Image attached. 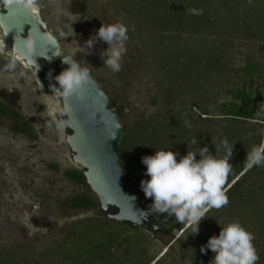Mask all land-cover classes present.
Returning <instances> with one entry per match:
<instances>
[{
  "label": "trees",
  "instance_id": "16d2710c",
  "mask_svg": "<svg viewBox=\"0 0 264 264\" xmlns=\"http://www.w3.org/2000/svg\"><path fill=\"white\" fill-rule=\"evenodd\" d=\"M145 2L149 17L140 11L135 13V34L148 61L163 74L160 80L164 104L163 109L138 120L124 134L118 150L124 175L147 209L151 200L145 198L140 181L149 177L145 175L142 157L154 155L157 150H170L179 154V160L188 151L197 152L207 146L221 159L233 147L228 161L232 171L224 185L229 203L209 210L199 223L197 234L190 233L194 226L177 223L167 215L151 214L150 225L141 228L111 221L102 212V217L63 228L56 246L47 249L39 261L27 259L25 252L18 257L8 254L1 264H152L153 259L146 257L141 246L144 232H167L173 238L176 230L182 233L168 248L170 254H164L154 264L175 257L180 245L195 251L202 263L209 264L215 254L211 250L201 252V247L209 237L219 235L221 226L231 222L240 223L255 235L257 264H264V166H246L247 153L264 141V55L257 57L259 50L264 54V0ZM193 8L203 9V15H193ZM162 39L170 42L169 48L180 47L178 50L190 62L181 64L177 58L169 66L176 55L163 48ZM245 47L248 54L240 68L235 65V57ZM168 66L171 69L166 74ZM220 99L223 101L214 109V101ZM111 102L121 121L122 111L114 100ZM194 138L198 143H192ZM65 176L85 186L87 192L65 200L62 208L78 211L98 206L82 170L66 171ZM110 213L116 214L117 210ZM130 232L136 234L133 241Z\"/></svg>",
  "mask_w": 264,
  "mask_h": 264
},
{
  "label": "rangeland",
  "instance_id": "374dc122",
  "mask_svg": "<svg viewBox=\"0 0 264 264\" xmlns=\"http://www.w3.org/2000/svg\"><path fill=\"white\" fill-rule=\"evenodd\" d=\"M53 1L52 7L46 0H39L45 20L50 23V29L63 38L66 52L83 51L84 57L79 62L82 67L91 70V77L104 88L111 101L116 102L117 109L122 111L120 123L124 134L138 120L163 109L161 106L164 104V96L161 94L163 90L160 80L163 74L156 71L148 61L141 40L135 34L137 12L149 17V6L145 0H66L61 6L57 0ZM102 23H123L128 29L127 52L122 58V70L116 73L103 65L100 58L102 50L108 47L106 43L95 44L90 52L82 48ZM150 33L147 31L146 34L151 37ZM169 44L170 42L162 39L163 48L176 55L169 66L177 58L181 64L190 62L181 54L182 50H178L180 47L174 45L169 48ZM240 52L235 57V65L241 68L248 50L245 47ZM262 55L264 54L259 50L257 57ZM169 66L165 69L166 74L171 69ZM48 95L43 94L38 99V104L47 102ZM222 101H214L213 108ZM33 107L39 115L44 112L40 105ZM12 127V121L0 119V264L8 254L18 257L25 252H28L27 259L32 258L37 262L47 249L56 246L63 228L102 217L98 201V206L94 209L75 211L61 207L65 200L85 193L87 189L65 176L66 171L74 170L76 166L67 164V152L59 147V135L51 129L43 132L44 127L49 129L44 120L36 125L39 135L32 139L16 134ZM51 166H57L58 169L54 170ZM181 233L174 231L172 238L167 232H144L141 246L147 252L146 257L153 259L152 264L169 253L168 246ZM135 236L133 232L129 233L132 241ZM147 239L148 242H145ZM162 261L161 264H204L198 253L183 245L176 247L175 257Z\"/></svg>",
  "mask_w": 264,
  "mask_h": 264
},
{
  "label": "clouds",
  "instance_id": "9594fccd",
  "mask_svg": "<svg viewBox=\"0 0 264 264\" xmlns=\"http://www.w3.org/2000/svg\"><path fill=\"white\" fill-rule=\"evenodd\" d=\"M251 3V0H249ZM0 8L19 10L32 13L39 8V0H0ZM193 15H203V9H190ZM4 13H0L2 16ZM4 25L0 24V28ZM11 29L6 30L5 37ZM128 29L123 23L101 24L99 29L84 42V47L92 50L97 43L108 45L102 50L101 59L112 72L122 70V58L126 54V41ZM11 49L7 71H14L18 65L31 68L36 64L37 38L32 32L26 36L16 35ZM0 54L7 53L3 41ZM62 63L69 67L62 70L54 77L55 84L49 83L51 95L46 105L48 116L56 122L58 129L62 130L64 122L59 117L65 115L66 108H62L60 101L75 98L83 101L91 78V70L82 67L73 55L59 56ZM48 62L51 59L48 57ZM49 80L53 79L51 73ZM40 89L43 84L37 79ZM59 85L57 87L56 85ZM192 143H198L194 138ZM227 147V142H224ZM233 148V147H232ZM232 148L228 149L224 158L217 159L207 146L200 147L197 152L188 151L177 160V152L170 150H157L154 155L142 157V163L146 166L145 175L149 179L140 181V188L146 199H150L146 211L148 214L167 215L174 217L177 223L194 226L190 233L197 234L199 223L206 218V213L211 209H220L229 203V198L224 191V185L232 171V165L228 162L232 156ZM216 151L218 149L216 148ZM199 155V159H197ZM246 166L251 169L254 166H264V141L254 147L246 155ZM135 198L132 197V200ZM255 235L245 229L238 222H231L221 226L219 235H212L201 252L211 250L215 255L209 264H257L259 255L253 241Z\"/></svg>",
  "mask_w": 264,
  "mask_h": 264
},
{
  "label": "water",
  "instance_id": "95a60500",
  "mask_svg": "<svg viewBox=\"0 0 264 264\" xmlns=\"http://www.w3.org/2000/svg\"><path fill=\"white\" fill-rule=\"evenodd\" d=\"M4 11L0 16V24L4 25L1 29L4 35L6 30L11 29L6 38L12 41L6 46L9 49L6 51H11L16 35L25 36L29 31L32 32L37 38V54L36 64L29 69L36 70V78L43 84L38 75L39 70L43 71L40 61H48L49 57L53 62L61 55L58 39L48 31L40 7L32 13ZM0 13H3L2 8ZM67 67L61 61L60 71ZM86 88L83 101L72 98L60 102L61 107L66 108L63 130L66 132L69 129L72 132L63 138L72 152L71 162L83 171L87 185L109 220L144 228L150 225L152 215L142 211L146 209L129 186L118 154L124 128L104 88L92 77ZM132 197L135 199L132 200ZM112 209L117 210V213H110ZM155 231H158L157 226Z\"/></svg>",
  "mask_w": 264,
  "mask_h": 264
},
{
  "label": "flooded vegetation",
  "instance_id": "af4514ba",
  "mask_svg": "<svg viewBox=\"0 0 264 264\" xmlns=\"http://www.w3.org/2000/svg\"><path fill=\"white\" fill-rule=\"evenodd\" d=\"M59 5L65 4L66 0H57ZM46 3L54 6L53 0H46ZM68 4V2H67ZM66 4V5H67ZM68 6V5H67ZM40 7L41 15L43 20L48 25V31H51L55 37L58 39L61 45V55H73L78 62L81 60V57H84L83 51L77 50L76 52H66L65 50V42L63 38L57 35L58 33L54 32L50 29V23L45 20L42 14V8ZM3 13H5L3 9ZM26 36V35H25ZM3 41L5 46H9L12 43L11 39L6 38L3 34L2 29L0 28V51H2ZM84 47V46H83ZM6 51V50H5ZM7 52V51H6ZM11 53L0 54V119L2 120H10L13 122L12 130L16 134H23L28 138L35 137V135H39V129L36 128V125L39 121L44 120L46 124L49 125V129L44 127L43 132H49L51 129L55 131L56 135H59V147L65 149L67 152V156H65L68 165L73 164L71 162L72 152L69 146L63 142V138L66 135H70L72 132L68 129L66 132L62 129H58L56 126V122L53 121L47 114L46 103L43 105L38 104V99L43 94H51L49 83H56L54 77L58 75L60 71V63L61 59L57 58L53 62H48L46 60H41L40 64L43 68L38 71V75L43 82V88L40 89V85L36 78V70L25 68L22 65H18L14 71H7L5 69L6 64L9 62V57ZM80 63V62H79ZM51 73L53 79L50 81L48 74ZM13 78V80H11ZM59 86L58 84L56 85ZM61 102V101H60ZM40 105L44 108V112L39 115L38 111H36L35 107ZM47 115V116H46ZM66 116L59 117V119H65ZM19 129V130H18ZM50 130V131H51ZM74 165V164H73ZM75 166V165H74ZM74 170H80L77 166ZM101 214L102 211H101ZM104 216V215H102ZM95 218V217H94Z\"/></svg>",
  "mask_w": 264,
  "mask_h": 264
},
{
  "label": "bare ground",
  "instance_id": "6f19581e",
  "mask_svg": "<svg viewBox=\"0 0 264 264\" xmlns=\"http://www.w3.org/2000/svg\"><path fill=\"white\" fill-rule=\"evenodd\" d=\"M5 50H9V49H7L6 46H5Z\"/></svg>",
  "mask_w": 264,
  "mask_h": 264
}]
</instances>
